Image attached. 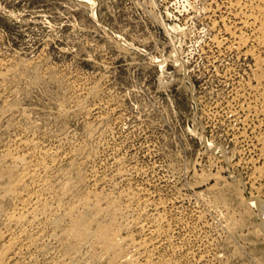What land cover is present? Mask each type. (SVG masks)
Instances as JSON below:
<instances>
[{
	"label": "rangeland",
	"instance_id": "obj_1",
	"mask_svg": "<svg viewBox=\"0 0 264 264\" xmlns=\"http://www.w3.org/2000/svg\"><path fill=\"white\" fill-rule=\"evenodd\" d=\"M221 2L0 0V72L11 74L0 81V157L27 138L61 147L55 172L77 180L73 160L80 189L151 195L184 264H264L260 217L243 197L264 191L252 184L264 158L233 111L254 61L217 44Z\"/></svg>",
	"mask_w": 264,
	"mask_h": 264
},
{
	"label": "bare ground",
	"instance_id": "obj_2",
	"mask_svg": "<svg viewBox=\"0 0 264 264\" xmlns=\"http://www.w3.org/2000/svg\"><path fill=\"white\" fill-rule=\"evenodd\" d=\"M218 9L225 35L221 39L215 37L217 44L247 54L254 61L251 81L236 92V98L244 100L233 111L243 117L246 129L243 135L247 136L251 130L260 158H264V0H222ZM8 72H0V81L10 77ZM97 92L96 87L91 90L95 96ZM10 143L2 149L0 157V264H184L176 255L179 247L169 240L171 223L166 210L162 213L154 207L155 212L151 211L154 206L151 195L140 194L132 185V188L115 185L111 191L101 186L80 189L85 178L73 160L70 164L78 170V181L56 173L64 157L61 147L43 148L38 140L28 138ZM84 149L74 150L79 154ZM251 163L256 166V161ZM124 171H119L123 178L129 173ZM253 175V186L258 178L264 186V166L256 167ZM243 191L245 201L258 212V231L264 235V191L259 185L251 195Z\"/></svg>",
	"mask_w": 264,
	"mask_h": 264
}]
</instances>
